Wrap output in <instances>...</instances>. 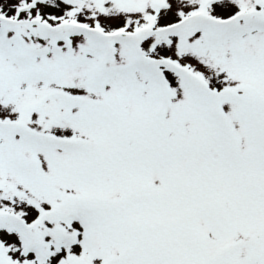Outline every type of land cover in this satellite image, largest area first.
Returning <instances> with one entry per match:
<instances>
[{
    "label": "snow or ice",
    "instance_id": "obj_1",
    "mask_svg": "<svg viewBox=\"0 0 264 264\" xmlns=\"http://www.w3.org/2000/svg\"><path fill=\"white\" fill-rule=\"evenodd\" d=\"M0 264H264V0H0Z\"/></svg>",
    "mask_w": 264,
    "mask_h": 264
}]
</instances>
